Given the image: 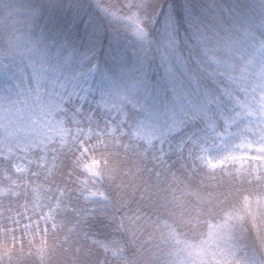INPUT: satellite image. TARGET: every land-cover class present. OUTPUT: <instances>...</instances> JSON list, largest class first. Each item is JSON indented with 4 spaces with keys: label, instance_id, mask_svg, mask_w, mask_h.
I'll use <instances>...</instances> for the list:
<instances>
[{
    "label": "clouds",
    "instance_id": "clouds-1",
    "mask_svg": "<svg viewBox=\"0 0 264 264\" xmlns=\"http://www.w3.org/2000/svg\"><path fill=\"white\" fill-rule=\"evenodd\" d=\"M169 16L175 18L171 33ZM137 24L143 40L136 36ZM226 32L233 38L248 32L255 41L264 40V0H0V100L5 109L22 110L24 125L40 130L22 141L37 145L28 153L32 163L26 174L7 166L5 147L0 195H8L11 175L23 185L21 204L25 189L37 182L47 183L49 201L54 203L60 191L66 201L64 226L49 229L43 261L30 237H24L21 248L18 233L15 249L9 237H0V244L13 253L12 264H264V159L250 158L264 153L239 147L248 139L257 143L264 138L241 133L242 125L231 134L225 131L221 111L229 114L238 106L223 89L233 88L243 100L245 85L214 80L205 58L204 50ZM40 53L49 65L79 75L87 101L58 94L47 84L40 85L36 101L33 69ZM133 83L138 84L134 91ZM118 91L130 101L123 105L122 126L128 134L120 138V146L108 137L78 135L77 128L88 127L84 114L100 125L123 119L98 103ZM209 97H219V105L209 106ZM41 104L53 114L46 116ZM205 109L208 118L202 114ZM149 113L156 117L152 135L150 142L141 141L134 131ZM173 116L175 124L170 123ZM209 119L216 121L214 131ZM253 119L255 128L260 119ZM60 122L70 130L67 143L53 136L54 142L41 147L40 136L52 135ZM205 146L214 160H225L229 153L249 158L225 160L209 169L201 159ZM45 147L49 157H58L52 177L37 166ZM92 161L96 176L81 167V162ZM89 192L97 195L86 198ZM245 198L260 202L255 222L243 208ZM228 210L239 211L244 219L233 225L231 238L210 241L208 223L222 221ZM29 215L37 217L40 210ZM163 221L175 224L193 246L204 247V256L173 255L172 246L161 239ZM40 240L37 236L36 244ZM4 264H9L6 254Z\"/></svg>",
    "mask_w": 264,
    "mask_h": 264
},
{
    "label": "snow or ice",
    "instance_id": "snow-or-ice-1",
    "mask_svg": "<svg viewBox=\"0 0 264 264\" xmlns=\"http://www.w3.org/2000/svg\"><path fill=\"white\" fill-rule=\"evenodd\" d=\"M30 17L37 15L35 10L30 12ZM174 17H168L166 26L171 33L174 28ZM135 23V21H133ZM136 36L138 39H144L143 29L137 24ZM251 42L249 43V40ZM171 47V41L169 42ZM206 62L210 68L209 75L214 80L222 78L230 85H239L244 82L245 88L244 99L237 98L234 94V89L231 87L224 88V96L232 100L237 108H233L229 114L220 113V118L223 120L225 131L231 134V129L237 125H242L238 131L241 133H251L253 135H259L264 138V128L260 127V124H264V40L255 41L250 37L248 32H243L240 37L233 38L231 34L225 33L222 36L217 37L214 47L206 48L205 50ZM40 60L34 65L33 74L37 83V95L35 99L40 102V85L47 84L58 94L68 93L71 96L78 97L81 103L87 101V90L82 87L80 83V77L75 73H64L59 66H51L43 57V53H40ZM63 76L61 79L60 77ZM248 86H251L249 91ZM138 84L133 83L130 88L135 90ZM129 101V96L125 92L108 93L102 96L98 102L104 112H116L123 119L119 123L105 122L100 125L98 122H94V118L87 114L85 119L88 120L87 129L77 128L76 133L78 135H86L88 137L96 136L97 139H104L106 137L111 138L112 141L119 145L120 138L128 133L123 128V122L126 120V113L123 112V105ZM219 97H209L208 105H219ZM41 108L44 110L46 116L53 114L51 109L46 108L41 104ZM82 111V109H81ZM202 114L208 118V113L203 110ZM79 115V114H77ZM259 116L260 124L254 128L253 123L255 117ZM155 115L149 113L145 121L140 122L135 129L134 134L137 139L144 141L148 140L152 135V121L155 119ZM23 112L20 109L8 108L5 109L2 100H0V160H4L5 147L7 148V166H13L16 172L26 174L31 169V159L28 153L32 148L37 145L35 142L32 145L26 146L22 143L25 137H31L40 133L39 129L35 126L32 128L27 127L22 123ZM176 120L173 116L170 123L175 124ZM77 123L79 121L77 120ZM208 127L211 130H215L216 121L209 119ZM70 130H66L63 127L62 122L53 126L52 135L40 136V145L43 147L48 141H53V136L60 137L61 143L66 144V135ZM217 135H222L217 133ZM240 148H247L254 150L257 153H264V142L253 143L250 139L239 145ZM24 155L21 156L20 153ZM202 152L205 153L201 157L202 163L209 169H216L224 164L225 160L243 161L249 157L246 155H236L229 153L225 160H214L212 156L207 155L208 149L205 146L202 148ZM14 158V159H13ZM251 159H264V157L252 156ZM58 157L53 153L51 157L47 155V149L44 148V155L42 160L38 163V167L42 166L47 170L49 177L55 175L58 168ZM81 167L89 175H98L96 162L92 161L81 162ZM7 174V173H6ZM19 181L17 178L9 175L8 195H0V237H9L12 241V249L16 248L17 234L20 233V246L23 247L24 237L31 238V244L34 248L35 254L43 261L48 254V241L47 234L49 229L55 232L58 229L63 228L64 220L62 214L66 211V201L63 198V192L55 198L54 203L49 201L47 196L50 189L46 182H37L29 185V188L25 189L27 197L23 204L20 201ZM30 189V190H29ZM15 196V199L12 196ZM96 192L87 193L86 198L95 197ZM260 202L252 201L245 198L243 208L247 214L253 218L259 215ZM40 210V215L33 217L29 215V211L35 212ZM46 210V211H45ZM33 219H35V227H33ZM87 220V216L84 217ZM244 217L239 211L228 210L224 213V218L220 222L208 223V238L209 240H215L218 237L225 236L231 238L230 234L232 227L235 223L241 222ZM23 225V231L21 230ZM161 233V239L165 240L172 246V254H178L183 251L189 256L203 257L205 249L202 246H193L188 241L181 238L177 231L175 224L163 221L159 225ZM40 236L41 240L39 244H36V237ZM102 247L107 248L108 245L102 241H95ZM5 254L12 264L13 253L7 250L3 244H0V264H4ZM31 254V253H30Z\"/></svg>",
    "mask_w": 264,
    "mask_h": 264
}]
</instances>
